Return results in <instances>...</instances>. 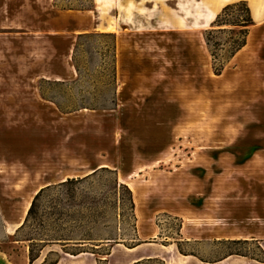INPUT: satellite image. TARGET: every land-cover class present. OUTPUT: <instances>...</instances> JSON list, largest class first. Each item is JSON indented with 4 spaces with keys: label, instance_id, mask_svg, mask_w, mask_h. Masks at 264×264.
Here are the masks:
<instances>
[{
    "label": "rangeland",
    "instance_id": "obj_1",
    "mask_svg": "<svg viewBox=\"0 0 264 264\" xmlns=\"http://www.w3.org/2000/svg\"><path fill=\"white\" fill-rule=\"evenodd\" d=\"M235 1L0 0V264H264V0L228 58Z\"/></svg>",
    "mask_w": 264,
    "mask_h": 264
},
{
    "label": "trees",
    "instance_id": "obj_2",
    "mask_svg": "<svg viewBox=\"0 0 264 264\" xmlns=\"http://www.w3.org/2000/svg\"><path fill=\"white\" fill-rule=\"evenodd\" d=\"M214 24L219 25V26L230 25L234 27L233 29H228L229 31L235 33V36L232 37L231 41L229 42L228 49H227L228 54L226 57L231 58L247 44V38L249 36L250 27L255 24V20L253 18L252 11H251V8L247 0H238V1L231 2L225 5L222 11L217 15L216 20L214 21ZM210 34L211 32L208 31L206 41L208 45L211 46L212 43H211V38L209 37ZM211 51H212L213 56H215V53H214L215 50L211 49ZM222 69H223V66L218 68L217 72L220 73ZM70 181L71 180L68 179L62 182L61 184L65 185L66 183ZM49 188H50V185L43 187L36 194L35 198L32 201L30 209L28 211L27 219L34 212L38 198L46 191V189H49ZM37 257L38 256H35L33 254V250H31L30 251V264H32L33 261ZM58 262H59V259H57L55 262L51 264H57Z\"/></svg>",
    "mask_w": 264,
    "mask_h": 264
},
{
    "label": "bare ground",
    "instance_id": "obj_3",
    "mask_svg": "<svg viewBox=\"0 0 264 264\" xmlns=\"http://www.w3.org/2000/svg\"><path fill=\"white\" fill-rule=\"evenodd\" d=\"M101 167H103V165H101L100 168ZM122 182H124V181H122ZM130 188L133 190L134 193L137 194L138 190H137V188L134 185L133 186H130ZM40 189H41V187L35 189L34 192L25 201V203L23 205V208H22V211H21V216H20V217H22V220L26 217V215H27V213H28V211L30 209V206L32 204V200H33L34 195H36V193H38Z\"/></svg>",
    "mask_w": 264,
    "mask_h": 264
},
{
    "label": "crops",
    "instance_id": "obj_4",
    "mask_svg": "<svg viewBox=\"0 0 264 264\" xmlns=\"http://www.w3.org/2000/svg\"><path fill=\"white\" fill-rule=\"evenodd\" d=\"M249 2H250V1H249ZM262 4H263V7H264V3H262ZM249 6H251V5L249 4ZM250 8H251V7H250ZM251 11H252V8H251ZM252 15H253V12H252ZM261 15L264 16V13H261ZM253 18L255 19L254 15H253ZM255 20H256V19H255ZM254 25H255V24H254ZM254 25H252V26H254ZM83 254H84V253H83ZM81 255H82V254H81ZM81 255H80V256H81Z\"/></svg>",
    "mask_w": 264,
    "mask_h": 264
}]
</instances>
